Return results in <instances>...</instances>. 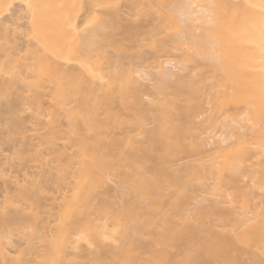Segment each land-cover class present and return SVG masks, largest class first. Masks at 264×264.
<instances>
[{
  "label": "bare ground",
  "instance_id": "obj_1",
  "mask_svg": "<svg viewBox=\"0 0 264 264\" xmlns=\"http://www.w3.org/2000/svg\"><path fill=\"white\" fill-rule=\"evenodd\" d=\"M0 264H264V0H0Z\"/></svg>",
  "mask_w": 264,
  "mask_h": 264
}]
</instances>
